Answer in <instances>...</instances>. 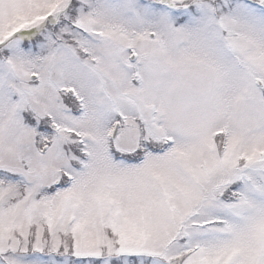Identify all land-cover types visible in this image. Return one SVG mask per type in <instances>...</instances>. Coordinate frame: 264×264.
I'll return each mask as SVG.
<instances>
[{
  "label": "snow or ice",
  "instance_id": "6c2138e0",
  "mask_svg": "<svg viewBox=\"0 0 264 264\" xmlns=\"http://www.w3.org/2000/svg\"><path fill=\"white\" fill-rule=\"evenodd\" d=\"M0 264H264V0H0Z\"/></svg>",
  "mask_w": 264,
  "mask_h": 264
}]
</instances>
